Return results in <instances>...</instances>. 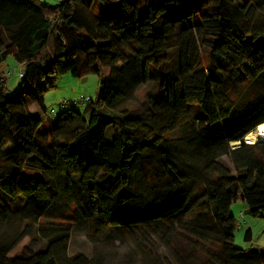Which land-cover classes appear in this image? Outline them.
<instances>
[{
  "label": "trees",
  "instance_id": "16d2710c",
  "mask_svg": "<svg viewBox=\"0 0 264 264\" xmlns=\"http://www.w3.org/2000/svg\"><path fill=\"white\" fill-rule=\"evenodd\" d=\"M9 54L24 75L12 95L0 72V264H109L114 235L141 264H172L153 237L176 264H264L231 212L264 218V138L244 140L264 123V0H0ZM80 55L101 78L89 116L51 119L46 94ZM74 229L91 256L69 254Z\"/></svg>",
  "mask_w": 264,
  "mask_h": 264
},
{
  "label": "rangeland",
  "instance_id": "374dc122",
  "mask_svg": "<svg viewBox=\"0 0 264 264\" xmlns=\"http://www.w3.org/2000/svg\"><path fill=\"white\" fill-rule=\"evenodd\" d=\"M37 3H47L48 5L54 6L60 2V0H34ZM241 3L245 0H239ZM98 14L102 12V8L99 7L97 10ZM205 57V56H204ZM77 66L80 71L79 77H74L71 74H64L59 77L57 81V86L52 88L46 94V105L48 109L54 108L55 111H59L60 101L62 99L75 100L81 96H85L86 100L84 103L79 102L75 105V108L83 112V114L89 116V102L95 98L96 92L100 86V76L97 75L87 63L86 58L83 55H80L77 59ZM24 67L19 63L13 54H9L6 59L0 64V72L5 76L6 82L5 85L8 89L9 94H15L16 88L19 83L22 81L20 76V70H23ZM157 83L151 82L145 86L140 87L133 100H131L127 106L130 109L137 108L138 105L146 98L150 91L156 90ZM70 106V105H67ZM33 113H41L38 112ZM42 115V114H41ZM48 122L44 119L41 125V130H46L48 128ZM259 138H264V136L259 135L256 141ZM246 143V139L244 138ZM255 141V142H256ZM253 142V143H255ZM237 146L238 144H231ZM225 160L231 165L230 160L225 157ZM245 205L243 201H237L231 207V212L235 215L241 227H238L235 230V245L239 247H249L252 245L253 248H262L264 247V218L252 217L245 213ZM241 212L243 215L241 216ZM48 222V221H46ZM248 228L252 230V244L247 242L244 239L245 232ZM75 230V229H74ZM86 229H76L72 233V237L69 243V254L76 252H83L84 254L91 256L93 253V244L89 240ZM151 237L152 234L150 235ZM115 241L112 243H99L98 247L110 255L109 264H141L140 254L136 250L135 246L131 239L127 235L116 236ZM156 242V248L159 250L162 256H166L172 264H176L171 258L168 250L156 239L153 237ZM177 241L179 243L184 242L181 237L177 236ZM29 242V237H25L17 247L12 251L19 250L20 247Z\"/></svg>",
  "mask_w": 264,
  "mask_h": 264
},
{
  "label": "built area",
  "instance_id": "2783aa9c",
  "mask_svg": "<svg viewBox=\"0 0 264 264\" xmlns=\"http://www.w3.org/2000/svg\"><path fill=\"white\" fill-rule=\"evenodd\" d=\"M20 76L22 77L24 75V71L23 70H20ZM86 100L85 96H81L80 98H76L75 100H67V99H62L60 101V107H64L68 104H77L79 102H82L84 103V101ZM57 115V111L54 110V108H51L50 110L48 109L47 110V116L51 119H54ZM243 215V212H241V216ZM241 224L238 225V227H241L240 226Z\"/></svg>",
  "mask_w": 264,
  "mask_h": 264
},
{
  "label": "bare ground",
  "instance_id": "6f19581e",
  "mask_svg": "<svg viewBox=\"0 0 264 264\" xmlns=\"http://www.w3.org/2000/svg\"><path fill=\"white\" fill-rule=\"evenodd\" d=\"M259 135L264 136V123L259 124L254 130L247 133L245 139L247 142L253 143ZM232 144H238V142H233Z\"/></svg>",
  "mask_w": 264,
  "mask_h": 264
},
{
  "label": "crops",
  "instance_id": "0c3cea01",
  "mask_svg": "<svg viewBox=\"0 0 264 264\" xmlns=\"http://www.w3.org/2000/svg\"><path fill=\"white\" fill-rule=\"evenodd\" d=\"M29 109L32 112H38L40 110L39 107L36 104H34V103H29Z\"/></svg>",
  "mask_w": 264,
  "mask_h": 264
},
{
  "label": "water",
  "instance_id": "95a60500",
  "mask_svg": "<svg viewBox=\"0 0 264 264\" xmlns=\"http://www.w3.org/2000/svg\"><path fill=\"white\" fill-rule=\"evenodd\" d=\"M239 143V142H238Z\"/></svg>",
  "mask_w": 264,
  "mask_h": 264
}]
</instances>
